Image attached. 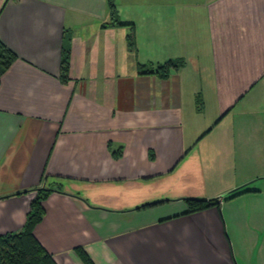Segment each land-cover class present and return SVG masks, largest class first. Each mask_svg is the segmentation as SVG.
<instances>
[{"label":"crops","instance_id":"crops-1","mask_svg":"<svg viewBox=\"0 0 264 264\" xmlns=\"http://www.w3.org/2000/svg\"><path fill=\"white\" fill-rule=\"evenodd\" d=\"M0 41V234L48 187L58 264H264V0H0Z\"/></svg>","mask_w":264,"mask_h":264},{"label":"trees","instance_id":"trees-1","mask_svg":"<svg viewBox=\"0 0 264 264\" xmlns=\"http://www.w3.org/2000/svg\"><path fill=\"white\" fill-rule=\"evenodd\" d=\"M110 16L111 22L109 25L123 24L112 2H110ZM129 42L132 46L133 40L130 36ZM69 55L70 47L68 39L65 37L60 62L61 79L63 81L68 78ZM16 58V54L0 41V76ZM179 64L180 61L178 60H168L163 64L157 65L154 71L165 77L169 75L171 69L176 68ZM36 190L38 194L31 203L22 229L17 232L0 234V264H58L51 253L41 245L33 232L35 225L41 220L44 213L42 202L48 192L53 189L40 187ZM247 190L248 188L241 186L210 199L186 198L187 211H196L219 205L220 199H229ZM81 257L86 264H92L90 258L83 251L81 252Z\"/></svg>","mask_w":264,"mask_h":264}]
</instances>
